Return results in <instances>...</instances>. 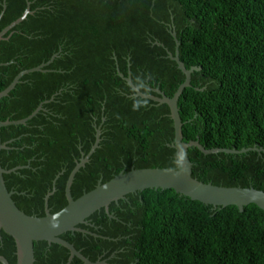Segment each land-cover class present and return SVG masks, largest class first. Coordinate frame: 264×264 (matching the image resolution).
Here are the masks:
<instances>
[{"label":"trees","instance_id":"1","mask_svg":"<svg viewBox=\"0 0 264 264\" xmlns=\"http://www.w3.org/2000/svg\"><path fill=\"white\" fill-rule=\"evenodd\" d=\"M4 0H0V16ZM0 31L27 6L33 13L0 40V91L22 70L48 61L46 71L24 74L0 98L2 120L44 109L26 124L1 128L7 188L29 215L67 204L65 186L76 162L91 149L100 126L99 147L76 173L71 193L78 198L99 180L120 171L146 167L178 169L170 107L134 90L173 96L187 68L191 75L178 100L184 141L198 139L206 148L264 149V0H6ZM156 41L164 44L158 45ZM192 176L223 186L264 190V150L204 154L187 150ZM109 212L95 211L89 232L61 237L90 260L101 246L114 264H264V210L249 204L241 211L204 204L174 189H145L112 202ZM0 255L16 264L14 238L1 231ZM101 235V236H100ZM34 264H66L69 250L57 243L34 242ZM0 264H2L0 262ZM71 264H84L74 257Z\"/></svg>","mask_w":264,"mask_h":264},{"label":"water","instance_id":"2","mask_svg":"<svg viewBox=\"0 0 264 264\" xmlns=\"http://www.w3.org/2000/svg\"><path fill=\"white\" fill-rule=\"evenodd\" d=\"M6 7V0H4L1 16ZM30 13H33V11L30 10L28 5L19 18L0 31V40L4 38L5 33L23 21ZM172 35L176 40L175 54L168 51V56L172 60L176 61L177 67L185 74L184 81L179 85L173 96L170 97L166 95L157 87L152 90L157 92L160 96L142 92L133 83L130 70L128 76H125L122 72H120V76L123 77L127 81L128 85L135 91L133 96H141L159 103H166L170 107V116L174 122L175 138L174 143L169 145L176 150V157L181 161L180 168H135L133 166L128 171H120L108 181L102 182L99 180L93 189L84 192L78 198H74L71 193V186L75 175L81 167L85 166V164L89 161L90 156L95 152L97 147H99V143L101 141V129L99 126L96 128V139L91 149L87 154L82 153V157L76 162L75 167L71 170L68 176L65 186V194L68 201L67 204L56 212H51L49 209V197L55 192L56 181L62 173L60 172L53 180L52 190H49L45 195V214L38 216L29 215L20 209L12 198L15 191H10L5 183L4 174L14 172L24 166H16L6 169L2 167L0 157V234L3 230L5 233L14 238L16 244V264H34V242L43 240L47 241L49 244H60L69 250V257L66 264H71V261L75 256L82 260L84 264H110L104 260H90L80 250H78L74 244L62 238L61 234L67 231L92 233L79 227L78 225L87 223L86 219L95 211L102 208L106 210L110 217H115L109 212V205L112 202H118L120 199L125 198V196L129 193L143 191L149 188L174 189L180 195L189 197L192 200L200 201L204 204H211L213 206L226 207L229 205H236L241 211H243L245 206L253 203L264 210V190L256 189L253 186H223L213 184L212 182L205 183L192 176L193 163L187 152L190 146L198 147L204 154L219 152L245 153L250 150L261 152L264 149L257 146L242 149L225 147L206 148L198 139L184 141L182 132L183 121L180 115L178 100L184 89L191 86L192 72L194 70H199L200 67L191 66L190 68H187L185 66L184 62L179 57L180 41L177 38L176 31H173ZM156 43L164 46V44L159 41H156ZM56 56L57 53H54L48 61L19 72L10 84L4 90L0 91V98L7 96L24 74L34 71H46L44 67L53 62ZM1 64L3 63H0V65ZM53 98L54 96L40 102L37 108L25 118L17 120H2L0 117V154L3 149L9 148L7 146V142H2L1 140V128L8 125L26 124L28 120L32 119L36 114L44 109V103L53 100ZM0 262L2 264H10L8 259L3 255H0Z\"/></svg>","mask_w":264,"mask_h":264},{"label":"flooded vegetation","instance_id":"3","mask_svg":"<svg viewBox=\"0 0 264 264\" xmlns=\"http://www.w3.org/2000/svg\"><path fill=\"white\" fill-rule=\"evenodd\" d=\"M110 206V205H109ZM101 210V209H100ZM110 211V210H109ZM110 216V215H109ZM89 218V217H88ZM89 223H92L91 222V218L89 219V220H87V223H83V224H89ZM98 235V234H97ZM96 235V236H97ZM101 236V235H100ZM114 254H115V251L114 252H112L110 255L108 254V249L107 248H105V246H101V248H99V251H98V253H97V259L96 260H100V261H106V262H108V263H110V264H114L112 261H111V259L113 258V256H114ZM95 260V261H96Z\"/></svg>","mask_w":264,"mask_h":264},{"label":"clouds","instance_id":"4","mask_svg":"<svg viewBox=\"0 0 264 264\" xmlns=\"http://www.w3.org/2000/svg\"><path fill=\"white\" fill-rule=\"evenodd\" d=\"M181 159H182V157H181ZM180 162H181L180 160H177L176 161V165L179 166L180 165Z\"/></svg>","mask_w":264,"mask_h":264},{"label":"rangeland","instance_id":"5","mask_svg":"<svg viewBox=\"0 0 264 264\" xmlns=\"http://www.w3.org/2000/svg\"><path fill=\"white\" fill-rule=\"evenodd\" d=\"M119 74H120V73H119ZM18 125H19V124H18ZM49 209H50V208H49ZM91 215H92V214H91ZM91 215H90V216H91ZM90 216H89V217H90ZM86 220H87V219H86ZM79 227H80V226H79Z\"/></svg>","mask_w":264,"mask_h":264}]
</instances>
